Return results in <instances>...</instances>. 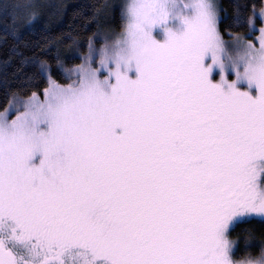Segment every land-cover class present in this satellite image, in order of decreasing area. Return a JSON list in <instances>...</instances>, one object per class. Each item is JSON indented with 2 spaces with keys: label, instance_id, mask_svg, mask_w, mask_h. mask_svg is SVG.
I'll return each instance as SVG.
<instances>
[{
  "label": "snow or ice",
  "instance_id": "1",
  "mask_svg": "<svg viewBox=\"0 0 264 264\" xmlns=\"http://www.w3.org/2000/svg\"><path fill=\"white\" fill-rule=\"evenodd\" d=\"M219 11L126 0L74 82L0 113V264H264V240L247 251L264 228V27L226 47Z\"/></svg>",
  "mask_w": 264,
  "mask_h": 264
},
{
  "label": "trees",
  "instance_id": "2",
  "mask_svg": "<svg viewBox=\"0 0 264 264\" xmlns=\"http://www.w3.org/2000/svg\"><path fill=\"white\" fill-rule=\"evenodd\" d=\"M217 1L218 27L223 37L239 35L254 40L261 19H255L256 31L250 32L247 24L240 23L237 17L246 21L253 10L259 13L264 0ZM118 13V8L112 9L110 0H0V112L12 101L33 93L41 97L49 79L60 85L70 83L74 75L68 70L81 63L89 38L99 33L111 14L116 30L120 28ZM41 63L46 71L41 72ZM245 227L240 225L229 235L240 249L235 259L245 252L244 239L249 236L241 231ZM249 227L250 239L257 246L247 251L256 255L260 251L259 242L264 240V228Z\"/></svg>",
  "mask_w": 264,
  "mask_h": 264
},
{
  "label": "rangeland",
  "instance_id": "3",
  "mask_svg": "<svg viewBox=\"0 0 264 264\" xmlns=\"http://www.w3.org/2000/svg\"><path fill=\"white\" fill-rule=\"evenodd\" d=\"M214 2L216 3V4H218L219 5V3H218V1L217 0H214ZM126 3V0H110V4H111V6H112V9L114 10L115 8H118V11H119V13H118V19H119V22H120V28L118 29V30H116V28H115V22H113V16L111 17V15H110V20H109V22H107V20L108 19H106L105 21H106V23L104 24V26L99 30V33L93 38V39H91L92 40V43H94V44H96L97 46L99 45V44H102V43H104L105 42V40L107 39L108 41H113V40H115V39H117L118 37H119V35L121 34V32H122V27H123V20L121 19V8L123 7V5ZM219 8H220V5H219ZM262 9H264V4H263V8ZM109 15H107V17H108ZM219 19H220V11H219ZM113 22V23H112ZM261 27H264V22H262V25H261ZM260 27V28H261ZM237 36H239V35H237ZM259 36V30H258V35L256 36V37H258ZM234 37H236V36H234ZM234 37H232V38H229V39H225L224 38V40L227 42L226 43V47H231V43H232V40H233V38ZM244 37V36H243ZM256 37L254 38V40H252L253 41V43L258 47L259 46V43H258V40L256 39ZM245 38V37H244ZM245 40H247V39H245ZM87 52H88V49H87V51H86V53L82 56V61H83V58L85 57V55L87 54ZM99 59V57H97V60ZM82 61H81V63H82ZM80 63V64H81ZM79 64V65H80ZM95 66V65H94ZM74 69V68H73ZM72 74L74 75V78L72 79V81L70 82V83H72V82H74L75 80H76V74H75V72L74 71H72ZM219 77H217V79H218ZM232 78H234L233 76H229V79H232ZM70 83H68L67 85H69ZM67 85H62V86H67ZM49 86V85H48ZM44 93V92H43ZM37 96V95H36ZM31 97V96H30ZM29 98V97H28ZM28 98H25V99H22V100H16V101H12L2 112H0V113H4L5 112V110L6 109H11V114L9 115V120H11V119H13L15 116H16V114H17V109L19 110V111H23V107L21 106V102H23V101H25V100H27ZM39 99H43V94H42V96L41 97H38Z\"/></svg>",
  "mask_w": 264,
  "mask_h": 264
}]
</instances>
